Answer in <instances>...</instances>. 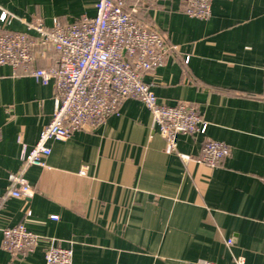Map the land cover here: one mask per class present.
<instances>
[{"label": "crops", "instance_id": "crops-1", "mask_svg": "<svg viewBox=\"0 0 264 264\" xmlns=\"http://www.w3.org/2000/svg\"><path fill=\"white\" fill-rule=\"evenodd\" d=\"M95 2L0 0V32L32 36L25 23L66 25L92 17ZM131 5L177 48L144 82L166 105L196 107L205 133L177 135L167 153L147 109L129 98L97 129L51 141L45 167L24 173L30 197L0 198V264H44L50 244L70 249L72 264H264V0H210L207 19L184 14L181 0ZM35 59L39 69L55 65L54 54ZM54 96L53 81L0 66L1 195L22 148L49 123ZM207 140L230 149L215 168L197 161ZM19 223L39 239L12 257L2 231Z\"/></svg>", "mask_w": 264, "mask_h": 264}, {"label": "built area", "instance_id": "built-area-1", "mask_svg": "<svg viewBox=\"0 0 264 264\" xmlns=\"http://www.w3.org/2000/svg\"><path fill=\"white\" fill-rule=\"evenodd\" d=\"M131 1L96 0L92 17L84 16L66 25L56 19L50 26L42 21L25 23L32 36L24 32H0V66L21 69L42 84L53 81L55 89L49 123L30 149L22 148L20 169L8 176L0 198L30 197L32 189L24 173L29 166L45 167V159L51 153L49 143L66 141L75 131L97 129L107 118L118 114L125 99H135L147 109L151 129L164 140L167 153H176L177 135L205 133L207 123L196 107L183 102L166 105L158 101L144 82V76L175 55L177 48L158 30L136 18L137 7ZM181 3L182 12L190 17L210 16V0H181ZM6 17L7 13L2 11L0 22ZM36 51L45 60L54 54L55 65L37 68ZM229 153L227 145L207 140L197 161L215 168ZM177 155L183 161L189 158ZM29 215L27 212L26 217ZM38 239L23 223L2 231V247L12 257L32 252ZM43 256L44 264H72V251L53 244L44 249ZM234 264H244V258H236Z\"/></svg>", "mask_w": 264, "mask_h": 264}]
</instances>
